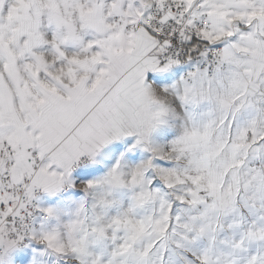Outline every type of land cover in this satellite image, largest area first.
I'll list each match as a JSON object with an SVG mask.
<instances>
[{
    "label": "snow or ice",
    "instance_id": "1",
    "mask_svg": "<svg viewBox=\"0 0 264 264\" xmlns=\"http://www.w3.org/2000/svg\"><path fill=\"white\" fill-rule=\"evenodd\" d=\"M0 264H264V0H0Z\"/></svg>",
    "mask_w": 264,
    "mask_h": 264
}]
</instances>
